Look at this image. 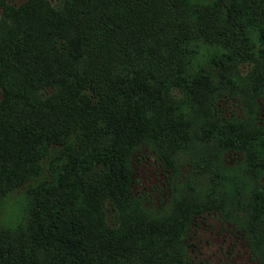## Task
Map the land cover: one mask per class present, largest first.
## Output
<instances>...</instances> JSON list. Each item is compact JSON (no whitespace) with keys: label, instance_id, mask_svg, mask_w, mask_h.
<instances>
[{"label":"trees","instance_id":"1","mask_svg":"<svg viewBox=\"0 0 264 264\" xmlns=\"http://www.w3.org/2000/svg\"><path fill=\"white\" fill-rule=\"evenodd\" d=\"M0 11V264H194L203 214L264 264V0ZM143 154L165 174L160 207L133 189Z\"/></svg>","mask_w":264,"mask_h":264},{"label":"rangeland","instance_id":"2","mask_svg":"<svg viewBox=\"0 0 264 264\" xmlns=\"http://www.w3.org/2000/svg\"><path fill=\"white\" fill-rule=\"evenodd\" d=\"M21 1L23 0H8L15 5ZM48 1L55 5L58 0ZM197 54L202 61L211 54H217V51L210 47L200 49ZM216 103L222 109L223 115L230 116L233 111L235 113L240 111L239 103L233 98H219ZM261 119L264 120V110L261 112ZM239 158V153L223 154V160L229 166L236 164ZM133 168V189L143 195L146 203H151L155 207L163 205L168 200L169 191L164 182L165 174L159 170L152 156L146 154L139 156ZM185 170L186 168H182L179 174L180 181ZM184 241L186 254L194 264H255L243 238L212 214L196 216Z\"/></svg>","mask_w":264,"mask_h":264}]
</instances>
